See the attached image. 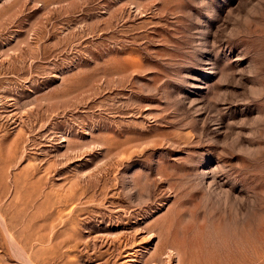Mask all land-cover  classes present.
Instances as JSON below:
<instances>
[{
	"label": "rangeland",
	"instance_id": "rangeland-1",
	"mask_svg": "<svg viewBox=\"0 0 264 264\" xmlns=\"http://www.w3.org/2000/svg\"><path fill=\"white\" fill-rule=\"evenodd\" d=\"M0 264H264V0H0Z\"/></svg>",
	"mask_w": 264,
	"mask_h": 264
},
{
	"label": "bare ground",
	"instance_id": "bare-ground-1",
	"mask_svg": "<svg viewBox=\"0 0 264 264\" xmlns=\"http://www.w3.org/2000/svg\"><path fill=\"white\" fill-rule=\"evenodd\" d=\"M39 225V224H38ZM50 229V228H49ZM38 238H40V237H38ZM40 243V242H39ZM42 244V243H41ZM49 248V247H48ZM171 248V247H170ZM15 249V248H14ZM17 251V250H16ZM31 251V250H30ZM173 253V252H172Z\"/></svg>",
	"mask_w": 264,
	"mask_h": 264
}]
</instances>
